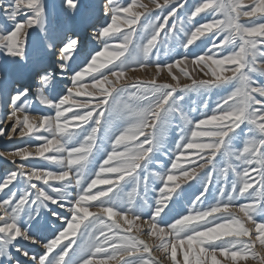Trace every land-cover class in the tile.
Listing matches in <instances>:
<instances>
[{
  "label": "snow or ice",
  "instance_id": "obj_1",
  "mask_svg": "<svg viewBox=\"0 0 264 264\" xmlns=\"http://www.w3.org/2000/svg\"><path fill=\"white\" fill-rule=\"evenodd\" d=\"M150 3L0 0V264H264V0Z\"/></svg>",
  "mask_w": 264,
  "mask_h": 264
},
{
  "label": "rangeland",
  "instance_id": "obj_2",
  "mask_svg": "<svg viewBox=\"0 0 264 264\" xmlns=\"http://www.w3.org/2000/svg\"><path fill=\"white\" fill-rule=\"evenodd\" d=\"M46 2L50 3V4L51 3L59 4V0H46ZM118 2L123 3L124 0H118ZM159 2L163 3V0H159ZM196 2H198V0H188V7L186 9H184L183 11H181L180 15L181 16L185 15L186 12H188L189 10L192 9L193 5ZM246 2H247V0H246ZM140 3L141 4H148L150 8H154V6L151 5L150 0H140ZM154 11L158 12V10H154ZM49 19H50V23H49V27L50 28H59V27L63 26L64 23H65L64 19L62 17H58L55 12L50 13V18ZM197 20L199 21L200 18L197 17ZM200 22H203V21H200ZM200 50L201 49H195V51L197 53H199ZM176 51L183 52L184 50L173 47V50L169 52V55L170 56L171 55H175ZM160 59L161 60H166L167 59V57H165L163 55V51H162ZM188 69L189 70L192 69V65L190 63L188 64ZM136 71H141V72H143L145 74L146 77L142 78V80H149L148 79L149 75L146 74V72H148V71H154L155 72V67L152 66L151 68H148V69H145V70H140L139 68H137ZM136 71H134V72L133 71H129L128 73H131V78H129L128 73H127V77L129 79H132V80L139 79V78H137L135 76V72ZM174 71L178 72V69H174ZM195 74L196 73L193 72V75H195ZM158 82H169V83H171L172 81L170 80V78L167 75V72L165 71V72H162L161 75L158 77ZM180 83L181 84L190 83V81H188L186 79H181ZM86 91H93V90L89 86V88L86 89ZM222 94L223 93H219V95H222ZM86 98L87 97H83L81 99H86ZM217 98H218V94L215 91H213L211 93V101H212L213 106H214V103H215ZM192 99L198 100V98L196 96H192ZM39 107L41 108V110L45 114H54V113L51 112V110L44 109L43 106H39ZM6 113H7L6 109L3 110L2 112H0V118H2L5 121L7 120V114ZM30 114H34V113H30ZM3 126H4L3 124H0V127H3ZM175 139H176V129L173 128V130L170 133V143L173 145V148H174ZM24 146H26V145L21 142V138H19V137H15L11 141H7L6 137H0V150H12V149H14L16 147H24ZM237 146H242V145H240L238 143ZM30 147L34 148L35 144H32ZM99 159H101V157H98V161H99ZM160 159H161L162 163L167 165L168 160H167L166 156H161ZM13 167L14 166L8 164L4 159L0 158V173H3L5 170L13 168ZM97 167H98V163H97ZM201 183H202V181H195L194 180V181H190L189 182V184H191V187H189L187 184L183 185V187L185 188V192L183 193V198L179 199L178 203L173 205L174 214L175 213H185L186 212V209L189 206L188 202L190 201V199L194 198V196L198 194L199 190H201ZM209 202H212L211 197H209V200L206 201V203H209ZM243 202H246V201L241 200L238 203H243ZM93 211H95V209H93ZM42 222L46 223V229H48V230H54L53 229V224H56L57 227L59 226L58 221H54L50 216L42 217ZM46 234H47V232H46ZM141 238L142 239H146V237H144V236H141ZM258 251H259V249H258ZM247 264H257V261H253V260L250 259L247 262Z\"/></svg>",
  "mask_w": 264,
  "mask_h": 264
},
{
  "label": "bare ground",
  "instance_id": "obj_3",
  "mask_svg": "<svg viewBox=\"0 0 264 264\" xmlns=\"http://www.w3.org/2000/svg\"><path fill=\"white\" fill-rule=\"evenodd\" d=\"M155 72L154 71H148V72H146V74H148L149 76H148V79L150 80L151 78H152V76H153V74H154ZM128 76H129V78H131V73H128ZM135 76L137 77V78H145L146 76H145V74L143 73V72H141V71H136L135 72ZM59 223V222H58ZM57 223V224H58Z\"/></svg>",
  "mask_w": 264,
  "mask_h": 264
}]
</instances>
